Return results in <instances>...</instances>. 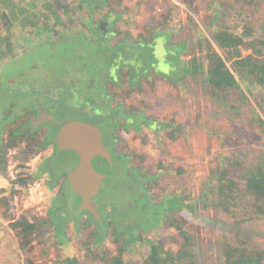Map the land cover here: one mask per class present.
Instances as JSON below:
<instances>
[{"label":"flooded vegetation","instance_id":"flooded-vegetation-1","mask_svg":"<svg viewBox=\"0 0 264 264\" xmlns=\"http://www.w3.org/2000/svg\"><path fill=\"white\" fill-rule=\"evenodd\" d=\"M18 1L15 0L16 19L11 30L10 46L5 47L11 50L12 59L15 58L12 66L16 65V68L8 74H3V69H0V145L3 140L5 143H11L14 139L22 140L20 146L10 149L6 154L7 158H11L13 154V158L19 161V176L13 181L26 179L31 184L19 190L25 188L24 191H32L34 186H38L45 197L50 195V207H45L44 210L60 215L64 208L62 201L65 196L72 193L78 197L77 210L80 218L66 223V232L73 226L78 235L84 233V236L92 237L93 233L96 238L103 237L106 234L102 232L106 224L104 215L111 208L114 213L126 211L131 214L153 209L162 196L171 197L175 194V183L183 186L182 176L187 177L189 167H192L182 153L176 155L171 152L176 143L187 142V138H181L184 135L176 141L186 126L163 113L145 97L146 87L154 86L160 81L176 86L183 75L173 81L165 76L175 79L177 66L183 67L181 55L184 51L178 59V47L172 46L171 40L162 34L173 35L171 30L155 31L149 37L150 30L146 35L145 29L134 34L133 30L124 28L126 18L121 17L124 14L110 12L107 5H93V0H80L78 3L79 7H82L83 3L84 9V12L80 11L81 16L75 18L79 21L80 29H55L56 33L58 30L61 35L51 39L50 36L54 34L40 33L39 28H36L38 24H33V21L38 19L37 15L30 14L35 16L28 18V14L21 11L25 6ZM82 8L80 10H83ZM58 15L60 17L59 13ZM18 21L20 23H17ZM157 23L158 21L155 22ZM75 31L77 32L72 33ZM87 33L98 38L94 41H97L101 53H98V60L90 58L92 66L89 64L85 71L82 68V72L75 78H57L49 82L45 76L38 78L36 72L39 66L33 68L28 66L26 58L25 61L19 59L23 58L24 54L48 45L49 42L52 49L66 39H82L89 43ZM146 39L153 43H148L147 46ZM158 42L163 46L164 63L171 69L169 75L159 70H155L159 74L151 72L155 69L151 63H154L157 69L163 63L157 58L154 48L158 46ZM142 45L146 49L143 51L151 61L148 64L142 61L140 56L143 52ZM90 46L87 52L90 51ZM65 74L69 77L71 71L66 70ZM186 74L188 75V71H185ZM173 121L184 127L180 134H173L174 125L170 123ZM76 122L100 129L103 144L113 162L109 176L102 181L99 189H96L90 179L81 181L83 195L76 192L70 178V173L80 166L79 155L74 148L60 149L59 145V138L66 125ZM74 140L76 143V140L81 139H77L76 134ZM183 149L184 146L179 150L182 152ZM65 152L72 154L75 159L73 166L67 167L59 159ZM178 170L185 172L179 173ZM116 174L121 180L113 187L109 186V193L112 195L117 190L112 191L113 189L126 185V198L119 199L116 203L113 201L111 207H103L99 197L104 183ZM187 188L188 185L183 186V190ZM86 196L91 197L97 204L101 222L91 211L81 210ZM111 225L110 229L115 230ZM112 235L110 233L108 238ZM108 238L100 246L97 243H94V246L102 248ZM89 250L86 249L87 252Z\"/></svg>","mask_w":264,"mask_h":264},{"label":"rangeland","instance_id":"rangeland-1","mask_svg":"<svg viewBox=\"0 0 264 264\" xmlns=\"http://www.w3.org/2000/svg\"><path fill=\"white\" fill-rule=\"evenodd\" d=\"M79 1L66 0L69 4L68 6L66 3V8L64 6L60 7L61 0H19L18 2L19 4L23 3L25 6L21 11L23 14H28V18L35 16L30 14L37 15L39 21L36 19V21H33V24H38L36 28H39L40 33L49 35L53 33L54 36H50L53 39L55 36L61 35L58 30L56 33L55 29L64 28L67 31L80 29V26H78L79 21H76L75 18H79L81 16L79 15L80 11L84 12V9L82 8L83 3L82 7L78 6ZM104 1L93 0L92 4L102 6ZM118 1L114 2V4L117 5ZM122 1V8H127V11L124 13L126 17L124 28L133 30L134 34H138L145 29L144 34L146 35L151 29L149 27L154 25L155 22L163 21L164 17L168 14L173 16L172 26L168 28L171 29L174 36L168 35V38L171 40L170 44L172 46L179 43H182L184 46V53L181 55V61H183L182 69L189 72V69L192 67L191 60L193 57L191 49L195 45V41L198 38H209L212 35L210 30L204 28L206 16L213 14L215 9H219L222 0ZM226 1L232 4L231 8L233 9L227 17L226 22L228 24L234 26L237 25V21L240 23L243 19L251 18L254 20L256 26L264 29V0L258 8L251 9L247 7V12L241 16L242 9L234 6V0ZM80 8L83 10H80ZM189 14L193 15L191 19L189 18ZM11 16L12 19H16L15 15L12 14ZM17 23L20 22L18 21ZM263 29L259 35L264 39ZM81 31L82 33H86V31ZM87 39H89V43L82 39L74 41L66 39L56 44L57 46L54 49L49 47L51 45L49 42L48 45H43L39 49L34 50V52L24 54L23 58L19 59L25 61L26 58L28 66H33V68L39 66L36 72L38 78L45 76L49 82L57 78H62L63 80L72 79L82 72V68L85 71V68H88L89 64L91 65L89 62L90 58L98 60V53H101L98 43H96L98 38L96 39V36H90L87 33ZM94 39L96 40L94 41ZM88 46H90L89 52H87ZM5 47L3 46L0 49V69H3V74H8L13 68H16V65L12 66L15 58L12 59L9 47ZM141 47V51H143L145 48L143 45ZM162 47L158 42V46L154 48L157 58L161 59L163 63L160 64L159 69L156 68L154 63H151L150 65L155 68L151 72L154 71V74H159L155 72V70H159L169 75L171 69L169 65L164 63L163 58L165 54ZM179 50L181 51V49ZM145 51L140 56L142 61L148 64L151 61L146 56ZM66 70L71 71L69 77H66ZM192 75L190 73L185 76L183 75L184 77L182 76L176 83V86L161 81L154 86H147L145 97L157 105V108L162 110L163 113L176 118L186 126L184 129L183 126L177 125L176 122H170L174 125L173 134H180L184 129L183 134H180L176 138V141H179L182 135L184 136L181 138H187V142L182 141L176 143L174 147L172 146L171 152L176 155H181L182 153L184 159L187 158L188 162L192 165V167H189L187 177L185 175L182 176V185H188V188L184 190L194 193L196 195L195 199L204 201L205 193L211 191L210 186L214 183V181H211V177H217L218 170L224 168L230 160H243L248 165L255 163L264 168V131L257 123H253L257 114H260L259 109L253 110L252 106L243 105L240 110H234L220 103L210 96L208 85L204 81H200L199 84L194 83ZM165 77L170 81L174 80L171 76ZM183 146L185 149L181 152L179 149ZM59 159L67 167L73 166L75 161L72 154L68 152L60 155ZM18 162L17 158H13V154L11 158H8V178H0L1 189L10 188L11 181L19 176L17 173L19 169V166L17 167ZM120 180L121 177L116 174L104 183V189L99 197L103 207H111L110 204L113 201V203H116L119 199L123 200L126 198V185H120V188L113 189L112 191L117 190L112 195L109 193V186L110 188L113 187ZM178 180L179 178L177 182H179ZM180 186V183L173 185V187H176L175 190L178 194L184 192L183 186ZM37 187L34 186L32 191L23 190L27 187L19 191L20 187H17L20 194H17L14 198H11L10 192L7 193L15 218L19 219L25 216L30 221H47L50 217L51 213L48 210H44L45 207H50V195L48 194L49 196L45 197ZM77 200L78 197L72 193L65 196L62 201V205L64 206L62 214L56 215L58 220L56 221L58 237L52 239V242L49 244L42 243L39 239H36L33 251H22L20 249L19 240L11 226L12 220L4 219L2 215L3 210L0 209V264H29L28 260H33L35 264H77L78 262V264H98L92 259L91 255L88 254L89 252L86 251L87 248L82 244V240L86 237L84 233L78 235L72 226V229L68 230L66 234V223L80 218L79 210H77L79 204ZM176 202V199L174 200L172 197L165 195L160 200V208L151 209L147 214L138 212L131 214L126 211L114 213L111 208L104 217L115 229L119 228V226L123 227L126 224L130 225L129 228L119 232H124L125 234L128 232V229H131V226L133 228L137 225L135 224L136 221H138V224L142 223L141 225L143 226L147 223L148 227L153 230L151 229L147 233L143 231V234L135 230L130 231H133V234L137 238L144 237L153 242L159 234L158 232L167 235L170 234V231H174L172 229L167 232L164 228L160 229L162 220H160L161 222H156L155 215L161 213L164 208L171 207V209H174ZM250 204V201L244 200L240 203L239 208L233 209L235 211L232 214H227L220 207L210 206L205 209L206 205L202 202L200 214L196 216L186 214L182 217L189 230L198 234V237L201 238V242L207 253L208 251L210 252L207 258L209 256L213 258L214 262L212 264H218V248L226 240L235 244L239 241H247L251 246L264 249V217H258ZM162 225L164 224L162 223ZM109 227L110 225L106 223L102 228V232L106 233ZM55 232V227L51 225L47 227L44 234L47 238H50L52 235L54 236ZM126 237L129 241L130 239L132 240L129 235ZM112 238L110 236L101 249L109 250V252L115 254L116 246L112 242ZM132 243L134 247L135 240H132ZM217 243L219 245L213 246ZM175 248L177 247L175 246ZM45 250H47L48 255L44 254ZM92 251L95 250L92 249ZM131 252L136 258H134L135 261L133 262H136L138 259H143L145 248L136 250L131 248ZM74 258L78 262H72ZM69 260L71 263H69Z\"/></svg>","mask_w":264,"mask_h":264},{"label":"trees","instance_id":"trees-1","mask_svg":"<svg viewBox=\"0 0 264 264\" xmlns=\"http://www.w3.org/2000/svg\"><path fill=\"white\" fill-rule=\"evenodd\" d=\"M262 1L234 0L233 3L234 6L242 9L241 16L247 12V7L251 9L258 8ZM114 2H117V0H105L102 5H107L110 12L116 14H124L127 11L126 7L122 8V0H119L117 5ZM66 3L69 6L66 0H61L60 7L64 6L66 8ZM231 7L230 2L222 0L220 8L215 9L213 14L206 16L204 28L210 30L212 35L209 38H198L195 41V45L191 49L192 67L188 73L193 74L192 81L194 83L199 84L200 81H204L208 85L210 96L220 103L234 110H240L243 105H250L253 110L259 109L260 114H257L253 123H257L264 131V39L259 35L263 28L256 26L251 18L243 19L240 23L237 21V25L234 26L228 24L226 20L230 12L233 11ZM15 8V0H0V49L3 46H10L11 30L15 21L11 15H14ZM91 8L93 9V6ZM192 16V14H189L190 19ZM121 17L126 18L125 14ZM172 20L173 16L168 14L163 21L150 26L148 37L153 35L155 31L171 30L168 27L171 28ZM162 34L166 35L167 39L170 35L168 33ZM145 42L147 46L153 43L149 42L148 39ZM175 46L178 47L179 59V55L184 51V46L182 43ZM177 68L178 71L175 72L177 75L174 80H177L181 75H185L181 65ZM20 143H22V140L19 139H14L11 143L1 141L0 178H8V158L6 154L10 149L20 146ZM178 172L184 173L185 171L178 170ZM217 173V177H211V181H214V183L210 186L211 191L205 193L204 201L195 199L196 195L187 192V190L179 194L175 192L171 196L174 200H177L174 209H171V207L164 208L161 213L155 215L156 222L162 220L160 229L164 228L167 232L174 230L170 231V234L163 235L157 231L159 234L153 242L144 237L137 238L130 230L143 234V231L147 233L152 228H149L147 223L144 227L141 225L142 223L138 224V221H136L135 224L137 225L133 228L131 226L126 234L119 232L129 228L130 225L119 226L115 230L109 227L103 237L96 238L92 233V237L86 236L82 240V244L90 249L88 254L98 264H212L214 262L213 258L210 256L207 258L210 252L207 253L201 238L198 237V234L189 230L182 217L186 214L194 216L200 214L202 202L206 205L205 209L210 206L220 207L224 213L232 214L235 211L233 209L239 208L240 203L244 200L250 201V206L258 217H264V168L262 166L255 163L248 165L243 160H230ZM30 184V181L26 179H19L11 181V187L8 189H1L0 187V209L3 210V218L12 220L11 226L16 233L22 251H33L36 239L49 244L52 239L58 237L56 224L58 213L51 212L47 221L34 220L32 222L25 216L19 219L15 218L7 193L10 192L11 198H14L17 194H20L17 187H27ZM159 203L156 204L157 206L154 205L153 209L158 208L161 205ZM250 206L248 205V207ZM148 212L149 210H145L138 213L147 214ZM106 223L111 225L108 221ZM51 225L55 227V237L52 235L47 238L44 233L47 227ZM110 233L113 234L111 236L113 237L112 242L116 246L115 254L94 246V243L100 246ZM127 235L133 241L135 240L134 247L132 240L127 239ZM215 245H219V243L213 246ZM93 248L95 251H92ZM131 248L135 250L145 248L143 259L133 262L135 256L132 255ZM44 254L48 255L47 250ZM217 255L218 264H264V249L251 246L247 241H239L235 244L226 240L218 248ZM72 262L76 263L78 261L74 258ZM28 263L35 264L33 260H28ZM69 263H71L70 260Z\"/></svg>","mask_w":264,"mask_h":264},{"label":"water","instance_id":"water-1","mask_svg":"<svg viewBox=\"0 0 264 264\" xmlns=\"http://www.w3.org/2000/svg\"><path fill=\"white\" fill-rule=\"evenodd\" d=\"M76 134L77 139L81 140H76L75 143ZM59 145L60 149L74 148L79 155L80 166L70 173L76 192L83 195L81 181L86 179H90L96 189H99L113 167L109 151L103 144L100 129L79 122L67 124L59 138ZM81 210L91 211L98 221H102L100 212H97V204L91 200V197H84Z\"/></svg>","mask_w":264,"mask_h":264}]
</instances>
